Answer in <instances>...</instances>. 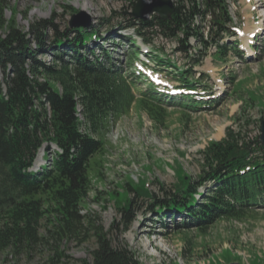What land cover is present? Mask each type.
<instances>
[{
    "label": "trees",
    "instance_id": "1",
    "mask_svg": "<svg viewBox=\"0 0 264 264\" xmlns=\"http://www.w3.org/2000/svg\"><path fill=\"white\" fill-rule=\"evenodd\" d=\"M173 1L175 12L168 21L153 16L145 22L126 16V25L120 27L135 30L151 48L149 57L159 67L169 68L171 60L162 49L153 47L143 31L154 30L159 37L177 41L179 51L187 53L192 38L207 45L196 21L209 18L210 29L217 28L219 34L234 28L226 0ZM4 10L0 5V253L27 252L37 246L42 239L40 224L47 221L61 241L86 232L94 235L98 248L91 253L92 261L82 264H141L119 238L112 240L111 233L97 226L95 219L81 215L94 182L103 178L106 135L134 106L164 125V103L182 104L192 112L202 109V103L157 96L151 83L139 99L140 79L129 78L127 71L116 67L112 53L100 57L97 50L87 47L102 40L95 28L75 30L72 39L54 34L55 47H51L48 33L57 30L50 20H36L26 32L18 27L16 9L11 10L9 20ZM135 44V40L129 44L130 69L140 57ZM216 45L217 54L226 57L228 49ZM47 54L52 57L49 64L42 61ZM195 63L200 61L195 59ZM191 71H177L174 80L193 91L201 84ZM239 87L241 83L234 87L235 93ZM250 103L261 102L252 96ZM233 130L227 128L221 141L208 144L197 183L180 167L173 191L163 190L166 197L161 200L149 191L148 182L129 179L121 187L123 193L111 196L124 216V229L133 222L131 193L153 201L157 217L183 216L190 221L185 228L197 227L201 233L221 220L254 217L264 205V147L259 138L247 140L240 130ZM52 145L61 152L50 153ZM43 148L46 164L37 172L29 171ZM202 186L207 189L205 194L198 192Z\"/></svg>",
    "mask_w": 264,
    "mask_h": 264
},
{
    "label": "rangeland",
    "instance_id": "2",
    "mask_svg": "<svg viewBox=\"0 0 264 264\" xmlns=\"http://www.w3.org/2000/svg\"><path fill=\"white\" fill-rule=\"evenodd\" d=\"M137 1L0 0L6 19L9 20L11 10L16 9L21 30L28 32L30 24L36 20H50L57 30V33H48L51 47H55L54 34L65 35L68 39L76 36L75 30L78 29L70 28L69 22L82 12L81 21L90 18L92 22L88 28H95L104 39L87 47L97 50L96 55L100 57L102 53H112V63L127 71V77H138L141 70L150 75L141 64L144 62L152 68L164 70L159 73L162 87H178L172 77H176L177 71L186 70H192L195 81L201 84L198 92L202 94L204 104L197 112L181 108L182 104L167 103L163 106L167 113L165 124L159 125L134 106L128 116L116 122L106 135L103 178L94 182L92 191L82 203L81 215L95 219L97 226L101 225L111 233L112 240L119 238L141 264H264V205L258 207L256 215L249 220L230 224L229 220L218 222L201 233L197 227H183L189 221L178 216L175 219L157 217L152 211L153 201L138 198L133 193L130 194L133 222L124 229V216L111 199L115 193H123L121 187L132 179L134 182H148L149 191L161 200L166 193L173 191V185L177 183L175 172L180 167L194 183L198 182L204 166V150L211 141H221L227 128L240 130L247 140L260 136L261 120L264 119V34L257 35L255 26L264 17V0H226L229 15L239 29L237 37L233 36L235 32L232 30L219 34L217 28L210 29L209 18L204 22L198 20L196 29L207 45L192 38L188 42L191 50L187 53L179 51L181 46L177 41L159 37L154 30L143 31L153 42V47L162 49L176 69L165 68V65L159 67L151 58L141 55L137 68L130 70L126 51L130 52L128 48L133 39L144 49L142 39L133 29L121 32L125 37L118 38L121 35L118 31L126 25L125 17L132 12ZM85 6L87 11L83 8ZM248 27L252 30L248 31ZM254 35L258 36V41L250 44L251 52H245L242 39ZM216 44L229 50L225 58L217 54ZM195 59L200 63H195ZM51 60L49 54L42 57V61L48 64ZM240 83L241 87L235 93L234 87ZM138 88L140 93L136 92V97L140 99L148 90L144 78ZM252 96H257L260 105H250ZM209 105L213 107L209 108ZM53 150V146L49 148L50 153ZM43 151L38 153L31 170L46 163ZM199 190L205 191V187ZM39 230L42 239L37 246L27 252L6 250L0 253V264H82L85 260L92 261L91 253L98 248L94 235L87 232L85 236L61 241L49 222L43 221Z\"/></svg>",
    "mask_w": 264,
    "mask_h": 264
},
{
    "label": "water",
    "instance_id": "3",
    "mask_svg": "<svg viewBox=\"0 0 264 264\" xmlns=\"http://www.w3.org/2000/svg\"><path fill=\"white\" fill-rule=\"evenodd\" d=\"M132 12L128 13L135 19L149 21L153 15H156L161 21H168L175 12V5L172 0H138ZM82 12L78 13L69 22L70 28H88L92 20H82ZM259 141L264 146V120L261 122ZM232 264H239L232 263Z\"/></svg>",
    "mask_w": 264,
    "mask_h": 264
},
{
    "label": "bare ground",
    "instance_id": "4",
    "mask_svg": "<svg viewBox=\"0 0 264 264\" xmlns=\"http://www.w3.org/2000/svg\"><path fill=\"white\" fill-rule=\"evenodd\" d=\"M173 1V0H172ZM173 3H174V1H173ZM175 5V4H174ZM87 6V5H86ZM83 7L84 8V10L85 11H87L88 10V8L87 7ZM254 17V16H253ZM151 20V19H150ZM149 20V21H150ZM143 21V20H142ZM145 22H147V21H145ZM260 28H259V32H261L262 30H263V28H264V18H262V21H261V23H260V26H259ZM76 29H80V28H76ZM250 30H252L250 27H248V31H250ZM248 38H243L242 40L246 43V45L248 44V40H247ZM245 45V46H246ZM247 47H248V45H247ZM246 47V48H247ZM141 225V224H140ZM150 244H152L151 243V241L149 242Z\"/></svg>",
    "mask_w": 264,
    "mask_h": 264
}]
</instances>
